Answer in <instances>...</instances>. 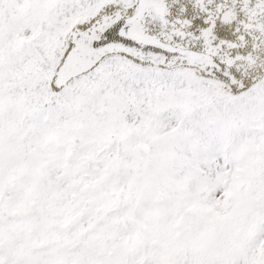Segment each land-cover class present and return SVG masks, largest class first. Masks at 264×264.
<instances>
[{"label":"snow or ice","instance_id":"obj_1","mask_svg":"<svg viewBox=\"0 0 264 264\" xmlns=\"http://www.w3.org/2000/svg\"><path fill=\"white\" fill-rule=\"evenodd\" d=\"M0 264H264V0H0Z\"/></svg>","mask_w":264,"mask_h":264}]
</instances>
